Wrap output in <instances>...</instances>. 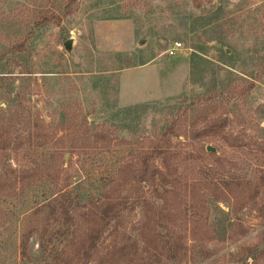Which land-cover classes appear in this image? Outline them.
I'll return each instance as SVG.
<instances>
[{
	"label": "rangeland",
	"instance_id": "1",
	"mask_svg": "<svg viewBox=\"0 0 264 264\" xmlns=\"http://www.w3.org/2000/svg\"><path fill=\"white\" fill-rule=\"evenodd\" d=\"M46 4L60 6L0 0V119L15 138L9 146H18L0 147V176L12 169L34 174L27 183L7 176L11 183L0 186V264H34L19 253L24 220L57 186L82 200L97 198L119 171L113 196L153 202L154 188L130 184L131 166L149 146H173L154 164L177 176L178 193L183 178L207 167L223 166L253 183L251 199L231 206L209 196L215 234L206 240L210 256L197 264H264V0H77L73 14L34 28L23 41L35 9ZM68 38L71 53L63 46ZM175 42L178 51L167 54ZM202 97L215 105L211 116L227 119L226 131L243 137V151L219 137L192 136L202 107L191 102ZM172 124L187 137L168 143ZM33 133L39 138L29 142ZM184 198L166 206L183 212ZM147 207L133 210L132 222ZM183 217L171 223L184 227Z\"/></svg>",
	"mask_w": 264,
	"mask_h": 264
},
{
	"label": "trees",
	"instance_id": "2",
	"mask_svg": "<svg viewBox=\"0 0 264 264\" xmlns=\"http://www.w3.org/2000/svg\"><path fill=\"white\" fill-rule=\"evenodd\" d=\"M58 1L60 6L46 4L35 9L23 41L31 38L34 28L59 24L64 17L75 12L77 0ZM25 42L17 46L19 50L24 49ZM253 87L254 82L250 81L247 89ZM191 103V106L202 107L193 118L192 136L219 137L236 151L247 147L243 137L225 130L226 118L210 115L215 105L209 102L208 97L193 99ZM13 116V113L10 114V118ZM197 125H200V130L194 129ZM175 129L172 124L165 130L168 143L169 137L184 136L187 132L184 128ZM37 138L39 136L35 133L27 136L29 142ZM88 139L86 135L77 141ZM14 140L12 131L5 129L0 119V147L17 148L9 146ZM172 147L149 146L141 161L131 166L133 177L130 184L136 185L138 191H142L144 184L154 188L156 195L153 202L141 194L113 196L111 191L118 185L119 171L104 185L97 198L90 196L82 200L71 191L57 186L52 195L36 204L24 220L18 244L22 259L34 264H197L206 260L211 254L206 240L212 239L215 234L213 226L207 222L209 196L231 206L233 199H251L248 186L253 183L236 176L231 169L226 172L223 166L217 169L207 167L195 177L183 178V189L178 193L177 176L154 164L156 158L169 154ZM210 154L215 157L214 153ZM218 162L221 164V161ZM15 172L16 169H12L10 173H5L6 179L0 176V186L11 183L7 176L13 177L12 183H16V179L27 183L34 175L31 176L29 170H21L18 175H14ZM8 188L11 189L10 184ZM157 197L164 199L162 204H158ZM182 198L183 212L177 207L166 206L167 199L177 203ZM143 204H151L152 207H147L142 216L132 222L130 213ZM182 213L184 227L176 228L171 222ZM198 234L200 236L195 238L198 242L188 241L191 235ZM31 238L37 240L35 253L30 249Z\"/></svg>",
	"mask_w": 264,
	"mask_h": 264
},
{
	"label": "water",
	"instance_id": "3",
	"mask_svg": "<svg viewBox=\"0 0 264 264\" xmlns=\"http://www.w3.org/2000/svg\"><path fill=\"white\" fill-rule=\"evenodd\" d=\"M143 42H144V40L141 39L139 43L142 44ZM63 46L67 50L68 53H71L72 46H73V38L66 39L63 43ZM217 46H219V44H217ZM206 150L209 152H212V153H216V149L211 145H207Z\"/></svg>",
	"mask_w": 264,
	"mask_h": 264
},
{
	"label": "built area",
	"instance_id": "4",
	"mask_svg": "<svg viewBox=\"0 0 264 264\" xmlns=\"http://www.w3.org/2000/svg\"><path fill=\"white\" fill-rule=\"evenodd\" d=\"M180 46H181V44H180L179 42H175V43L173 44V46H171V47L167 50V54H169V55H174V54L178 51V49H179Z\"/></svg>",
	"mask_w": 264,
	"mask_h": 264
}]
</instances>
